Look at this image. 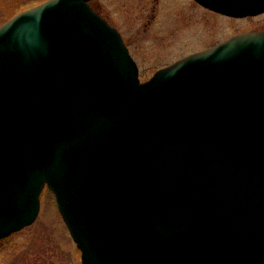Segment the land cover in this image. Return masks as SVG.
<instances>
[{"label":"water","instance_id":"1","mask_svg":"<svg viewBox=\"0 0 264 264\" xmlns=\"http://www.w3.org/2000/svg\"><path fill=\"white\" fill-rule=\"evenodd\" d=\"M138 72L89 0L0 25V239L46 185L82 264H264V30Z\"/></svg>","mask_w":264,"mask_h":264},{"label":"rangeland","instance_id":"2","mask_svg":"<svg viewBox=\"0 0 264 264\" xmlns=\"http://www.w3.org/2000/svg\"><path fill=\"white\" fill-rule=\"evenodd\" d=\"M43 0H0V24ZM97 7L121 33L137 61L140 79L217 38L238 30L264 28V12L243 19H224L198 9L191 0H100ZM39 214L29 226L0 240V264H81L47 188Z\"/></svg>","mask_w":264,"mask_h":264},{"label":"flooded vegetation","instance_id":"3","mask_svg":"<svg viewBox=\"0 0 264 264\" xmlns=\"http://www.w3.org/2000/svg\"><path fill=\"white\" fill-rule=\"evenodd\" d=\"M100 0H91L90 1V4L91 6L96 10L98 11L104 18H106L112 25H114L106 15H104L102 12H100V10L98 9L97 7V3L95 2H98ZM191 2L194 3V5L198 8V9H202V11L204 12H207L209 13L211 16H215V17H223L224 19H231V20H236V19H243V18H248V17H252V16H257V15H260V14H256V15H245V16H234V15H230V14H226V13H222L218 10H215L213 8H210V7H207V6H204L202 5L201 3L195 1V0H191ZM115 26V25H114ZM116 27V26H115ZM118 28V27H117ZM250 30H264V28H257V29H245V30H238V31H235V32H232L230 34H227L225 36H222L220 38H217L216 40H214L213 42L209 43L208 45L202 47V48H199V49H196V50H200V49H204V48H207V47H210V46H213L215 44H217L218 42L228 38L229 36L231 35H234L236 33H241V32H246V31H250ZM195 51V50H193Z\"/></svg>","mask_w":264,"mask_h":264}]
</instances>
